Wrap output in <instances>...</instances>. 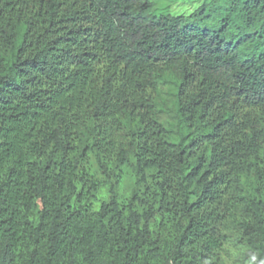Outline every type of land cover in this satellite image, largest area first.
Masks as SVG:
<instances>
[{"label": "trees", "instance_id": "obj_1", "mask_svg": "<svg viewBox=\"0 0 264 264\" xmlns=\"http://www.w3.org/2000/svg\"><path fill=\"white\" fill-rule=\"evenodd\" d=\"M201 1L0 0V264H158L155 214L167 264H210L224 215L264 264V123L239 115L264 107V0ZM94 165L153 173L146 211L84 204Z\"/></svg>", "mask_w": 264, "mask_h": 264}, {"label": "rangeland", "instance_id": "obj_2", "mask_svg": "<svg viewBox=\"0 0 264 264\" xmlns=\"http://www.w3.org/2000/svg\"><path fill=\"white\" fill-rule=\"evenodd\" d=\"M155 7L159 10L166 8L174 15L186 14L193 11L201 4V0H154ZM96 70L99 75L105 76L107 71V64L102 61L96 65ZM120 81L115 79L114 87L119 86ZM150 95L154 93L150 92ZM239 115L244 119H252L261 121L264 123V107H242L239 110ZM105 127L111 128V131L116 132V137L120 140L123 138V134L116 131L118 126L112 121L108 120L104 123ZM95 178L97 181V189L94 192L93 197L86 201L87 205H90L93 211H98L103 202L108 201L110 196V189L112 185H116V193L118 202L123 205L130 195L136 192L139 198H142L144 202L135 201V210L138 214L142 215L146 211L147 197H150V192L155 188L154 174L150 171L146 172L140 183L136 182V178L130 167L124 166L120 170L114 171L116 175L103 172L98 166L94 165ZM149 203H150V199ZM148 202V201H147ZM228 215H224L223 225L219 227V248L213 251L210 259V264H255L250 254V248L246 245V242L241 238L236 230L229 231L231 227L228 225L231 218H227ZM150 230L153 237L159 238L164 245V252L159 260L158 264H167V258L170 250L173 248L176 233L163 223V220L159 214H155L151 220ZM163 247V245L161 244Z\"/></svg>", "mask_w": 264, "mask_h": 264}]
</instances>
